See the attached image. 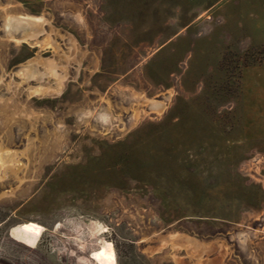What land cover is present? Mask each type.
I'll list each match as a JSON object with an SVG mask.
<instances>
[{"label":"rangeland","instance_id":"374dc122","mask_svg":"<svg viewBox=\"0 0 264 264\" xmlns=\"http://www.w3.org/2000/svg\"><path fill=\"white\" fill-rule=\"evenodd\" d=\"M0 150V264H264V0H0Z\"/></svg>","mask_w":264,"mask_h":264},{"label":"bare ground","instance_id":"6f19581e","mask_svg":"<svg viewBox=\"0 0 264 264\" xmlns=\"http://www.w3.org/2000/svg\"><path fill=\"white\" fill-rule=\"evenodd\" d=\"M4 21L8 32L11 30L12 27H17V25L13 23L18 22L21 28L25 30L23 31L24 32L23 39H30V38L32 39V37H35L34 33H32L33 32L32 28H34L33 26H41V24L43 23L42 18L30 20V19H21L16 17H6ZM4 158L6 157L0 150V168L4 164L3 163ZM40 234H41V228L39 225L35 223H25L18 227L16 238L20 242L26 245H33L37 242ZM193 245L192 247H194ZM92 256L99 264H115L114 253L110 244L105 243L102 249L97 252H94Z\"/></svg>","mask_w":264,"mask_h":264}]
</instances>
